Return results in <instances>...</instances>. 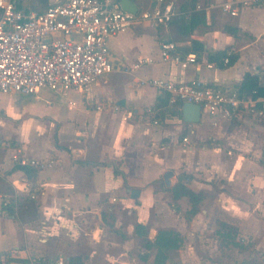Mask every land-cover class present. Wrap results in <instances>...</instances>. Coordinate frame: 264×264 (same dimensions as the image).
Returning a JSON list of instances; mask_svg holds the SVG:
<instances>
[{"label": "crops", "instance_id": "obj_1", "mask_svg": "<svg viewBox=\"0 0 264 264\" xmlns=\"http://www.w3.org/2000/svg\"><path fill=\"white\" fill-rule=\"evenodd\" d=\"M60 1L20 0L19 6L44 10ZM132 1L139 9L155 3ZM173 1L170 25L136 24L109 38L114 70L88 92L42 88L50 96L44 102L33 98L38 92H0V264H69L73 257L83 264H141L142 255L153 256L146 239L166 228L185 233L184 216H169L175 201L191 195L198 206L202 191L215 196L217 217L234 222L264 251V120L203 110L199 122H187L181 101L149 82L199 77L237 86L250 72L264 85V0L242 5L237 16L223 12L217 5L223 0ZM195 12L188 33L180 19ZM244 34L248 41L238 46L236 35ZM164 40L174 41L182 56L197 54L201 68L163 61ZM219 51L237 59L210 60ZM145 59L153 62L140 63ZM15 154L45 164H23ZM130 188L140 189L137 198ZM186 236L190 248L195 234ZM202 252L185 247L182 264H218L214 253Z\"/></svg>", "mask_w": 264, "mask_h": 264}, {"label": "built area", "instance_id": "obj_2", "mask_svg": "<svg viewBox=\"0 0 264 264\" xmlns=\"http://www.w3.org/2000/svg\"><path fill=\"white\" fill-rule=\"evenodd\" d=\"M19 1L0 0V92L6 94H34L42 88L86 93L103 75L114 70L111 36L136 24L168 26L177 15L173 0H154L153 5L138 8L135 13L124 10L119 0H62L44 10L23 9ZM251 1L223 0L217 5L223 12L237 16L241 6ZM160 53L163 61L201 68L197 54L182 56L172 40L160 43ZM144 62L153 59L140 63ZM229 63L227 55L223 64ZM206 66L214 68L217 63L207 62ZM149 82L169 93L173 101L200 104L202 111L213 116L233 119L245 112L264 120V96L244 94L239 85L209 84L199 77L186 81L177 77L152 78ZM183 141L190 140L185 136ZM13 157L23 164H45L18 154ZM0 197H4L1 191ZM56 264L64 262L59 260Z\"/></svg>", "mask_w": 264, "mask_h": 264}, {"label": "rangeland", "instance_id": "obj_3", "mask_svg": "<svg viewBox=\"0 0 264 264\" xmlns=\"http://www.w3.org/2000/svg\"><path fill=\"white\" fill-rule=\"evenodd\" d=\"M30 2L35 4L38 2V4H40L41 0H30ZM42 5H45L43 1ZM205 28L206 27H204L203 30H205ZM236 36V40L238 39L236 44L238 46L242 44L240 40L248 41V34L247 36L245 34ZM231 48L232 50H235V47L232 46ZM37 96L34 95L33 98H36L37 101L42 102L50 98V96L43 91L38 92ZM42 136L44 137V135ZM43 137L41 140H37V142H44ZM172 187L173 186H170L169 188V196L172 195ZM210 192L202 191L200 193V203L198 202V206L195 204V200L191 195H189L192 199H190L191 201L188 200L187 196L181 197L178 202L175 201V205L179 204V206H177V211H174L173 208H175V206L172 205L169 216L175 219L179 215H183L185 218V233H179L177 231L181 236V243L176 247L162 251L157 259L154 255H157L158 250L156 247H152V259H149L151 252H147L146 257H144L145 255L141 254V264H182L181 250L185 249V247L186 249L192 248L196 252H202L205 250L207 253L202 252L204 256H208L211 252L214 253L216 257H211V260L218 262V264H264V251L257 247L258 245L252 240V237L241 234L240 228L235 227L236 225H234V222L231 223L232 221H230L228 218H225V216L224 218L217 217V211L213 206L215 196L211 195L212 193ZM172 204H174V202ZM202 208H206L208 210L206 214H203ZM194 217H196V222L191 225L189 220L193 219ZM166 229L176 231L174 228ZM189 231H193L195 234L194 239L191 241L192 246H190V248L188 247L190 239H188L186 236V233ZM147 232L148 229H146V231L143 233ZM141 242L142 240L140 238L138 243L141 244Z\"/></svg>", "mask_w": 264, "mask_h": 264}, {"label": "trees", "instance_id": "obj_4", "mask_svg": "<svg viewBox=\"0 0 264 264\" xmlns=\"http://www.w3.org/2000/svg\"><path fill=\"white\" fill-rule=\"evenodd\" d=\"M20 7V6H19ZM198 13H192L190 15H185L180 19V26L183 30H186L188 33L191 32L195 26V20L198 19ZM227 51H219L215 53L214 56H210V60H218V63L222 64V59L226 57ZM230 62H233L237 59L236 54H231ZM240 91L244 94L251 95V96H264V85L261 84L259 76L257 74H253L250 72H246L243 80L241 81ZM180 106L183 102H179ZM143 228L142 225H139L137 231L141 234V229ZM182 239L178 232L172 230H159L156 234L153 241L146 239L145 245L148 248L156 247L157 248V255L156 259L159 257V254L172 247H176L181 243ZM69 264H83L81 257H73L70 259Z\"/></svg>", "mask_w": 264, "mask_h": 264}, {"label": "water", "instance_id": "obj_5", "mask_svg": "<svg viewBox=\"0 0 264 264\" xmlns=\"http://www.w3.org/2000/svg\"><path fill=\"white\" fill-rule=\"evenodd\" d=\"M121 7L130 12H137L138 6L135 2L132 0H121L120 1ZM182 111H183V118L187 122H199L201 119V105L193 102H183L182 105ZM172 174V172H167L165 177L168 180L169 176ZM131 198H137L140 193L139 188H130L129 189Z\"/></svg>", "mask_w": 264, "mask_h": 264}]
</instances>
